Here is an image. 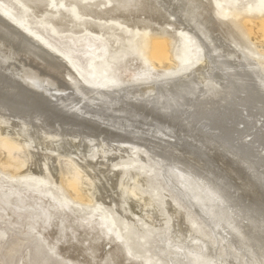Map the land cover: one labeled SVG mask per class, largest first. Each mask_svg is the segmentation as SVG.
<instances>
[{
  "label": "bare ground",
  "instance_id": "bare-ground-1",
  "mask_svg": "<svg viewBox=\"0 0 264 264\" xmlns=\"http://www.w3.org/2000/svg\"><path fill=\"white\" fill-rule=\"evenodd\" d=\"M133 3L127 10L114 4L103 11L91 10L89 15L127 14L122 24L128 30L134 28L140 14L156 21L157 26L150 25L153 41L142 67L133 65L135 51L124 48L110 31L104 35L108 60L114 62L119 54H127L130 66L116 63L111 68L113 76L105 79L91 62L86 73L94 79H79L74 84L64 80L60 85L69 91L61 95H55L42 81L35 82L42 90L27 87L16 76L15 66L0 63V137L5 136L0 141V168L13 176L27 172L37 177L42 152L47 169L54 178L59 176L71 201L110 202L117 217L142 210L144 218L155 225L160 221L156 205L135 183L127 181L137 174L109 166L119 154L127 153V144H138L158 159L167 186L215 236L241 251L245 264H264V63L238 51L216 29L215 17L204 0ZM215 4L219 6L220 1ZM29 6L31 15L38 18L41 6L36 2ZM23 10L30 15L27 7ZM51 19L53 24L69 23V18ZM165 22L177 25L178 30L185 28L199 41L203 54L199 65L158 75L159 69L177 66L169 48L176 35ZM244 22L253 41L264 45V21ZM91 23L89 28L95 30L97 23ZM0 42L17 58L27 54L54 71L69 69L59 55L2 16ZM115 73L125 75L126 80L119 83ZM68 79L72 81L70 75ZM20 122L27 126L36 151L25 149L26 134ZM92 147L98 149L94 160L87 158ZM177 149L201 160L203 170L180 159ZM48 151H54L56 157L48 156ZM136 178L142 185L143 179ZM166 210L172 222L157 250L167 255V248L174 249V254L168 255L172 264H237L230 251L218 257L213 245L191 235L181 212L170 203ZM194 243L200 246L198 252L191 251Z\"/></svg>",
  "mask_w": 264,
  "mask_h": 264
},
{
  "label": "rangeland",
  "instance_id": "rangeland-1",
  "mask_svg": "<svg viewBox=\"0 0 264 264\" xmlns=\"http://www.w3.org/2000/svg\"><path fill=\"white\" fill-rule=\"evenodd\" d=\"M215 1H220V5H216ZM29 2L41 6V12L36 15L38 18L31 15ZM114 4L127 10L134 3L133 0H0V16L50 52L59 55L69 69L54 71L27 54L17 58L1 42L0 63L15 66L16 76L18 74L17 77L27 87L42 90L35 85V82L42 81L44 85L52 87L55 95H61L69 91L60 85L64 80L74 84L79 83V79H94L86 73L90 70L91 62L96 65L99 76L105 79L113 76L111 68L116 63V66L121 63L130 66L127 54H119L114 62L108 60L104 35L110 31L111 37L122 42L124 48L135 51L133 65L142 67V61H146L149 55V42L153 41L150 25L157 26V22L151 20L148 14H140L136 16L139 21L134 24V28L128 30L122 24L127 14L115 16L96 12L98 18L89 15L91 10L103 11L104 7ZM204 5L210 7L216 29L238 51L258 63H264V45L253 41L244 22L245 19L263 22L264 3L261 5L255 0H204ZM23 6L28 8L30 13H27L30 15H25ZM51 18H57L55 21L69 18V23L53 24L51 22L54 19ZM91 22L97 23L95 30L89 28ZM163 24H167L169 32L176 35L170 40L169 48L176 58L177 66L159 69L158 75L176 74L181 69L188 71V67L197 63L199 65L203 58L199 41L185 28L178 30L175 24ZM62 25L66 29L63 30ZM51 26H55L54 29ZM114 75L119 83L126 80L125 75ZM20 125L26 134L25 149L36 151L32 138L26 133L27 126L23 122ZM4 139L5 136L0 137V141ZM126 146L127 153L119 154L109 166L112 170L135 173L136 177L143 179L140 185L136 177H127L128 182L135 183L145 196L151 198L160 221L151 224L144 218L146 213L137 209L127 216L117 217L110 202L82 204L78 203L80 201L73 202L74 199L71 201L70 194L57 175L59 172L55 176L58 178L50 174L46 156L41 152V173L37 177L27 172L13 176L0 168V264H172L168 255L174 254V249L167 248V255L157 250L161 236L171 226V215L166 210L169 203L181 212L191 235L195 234L213 245L218 257H223L228 250L236 256L237 264H245L243 253L237 251L230 242H224L219 235L215 236L204 220L167 186L157 158H153L147 149L138 144ZM46 153L56 157L54 151ZM175 153L183 161L187 159L185 163H196L195 168L203 170V162L192 154L182 149L175 150ZM97 156L98 149L94 147L87 153L88 159L94 160ZM199 250V244L194 243L191 251Z\"/></svg>",
  "mask_w": 264,
  "mask_h": 264
}]
</instances>
